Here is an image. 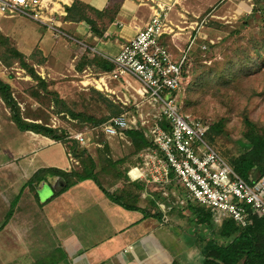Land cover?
Returning <instances> with one entry per match:
<instances>
[{
    "label": "crops",
    "instance_id": "0c3cea01",
    "mask_svg": "<svg viewBox=\"0 0 264 264\" xmlns=\"http://www.w3.org/2000/svg\"><path fill=\"white\" fill-rule=\"evenodd\" d=\"M156 2L171 6L168 19L175 32L166 34L163 42L173 51L189 46L195 50L213 38L222 39L206 24L197 29L193 25L209 16L201 18V11L207 8L199 5V0H45L54 16L53 27L25 17L0 16V31L26 57L35 50L41 53L45 59L35 64L55 69L52 72L67 67L75 72L88 66L112 69L110 59L149 21ZM73 4L76 8L71 14ZM8 115L0 96V131L12 129L15 138L14 143L0 138V264L201 263L203 238L199 229L193 239H186V230L178 233L171 229L189 222L184 217L185 208L193 203L180 204L186 192L179 183L168 185L167 195L143 184L137 209H126L113 201L91 179L55 195L63 185L58 183L59 177L48 174L33 191L26 184L38 170L56 167L69 171L67 150L59 144L66 156V163L59 164L49 150L57 145L54 139L33 131L36 137H25L24 130L11 118L9 121ZM112 141L107 142L110 147L118 145ZM120 186V182L112 183L108 190ZM175 210L180 218L170 216ZM176 243L177 250L173 247Z\"/></svg>",
    "mask_w": 264,
    "mask_h": 264
},
{
    "label": "built area",
    "instance_id": "2783aa9c",
    "mask_svg": "<svg viewBox=\"0 0 264 264\" xmlns=\"http://www.w3.org/2000/svg\"><path fill=\"white\" fill-rule=\"evenodd\" d=\"M47 9L45 0H0V16L25 17L53 27L54 16ZM170 9L156 2L149 21L110 59L112 69L88 66L74 74L82 90L94 88L119 105V114L100 125L81 123L77 129L72 126L77 119L53 114L47 125L66 130V141L88 151L104 146L101 137L129 146L127 131L144 128L155 146L135 155L136 162L127 171L130 181L143 182L164 195L168 185L179 183L186 192L181 205L191 201L208 208L218 224L232 219L246 226L251 215H264V173L251 183L245 181L207 140L209 123L184 110L192 47L179 49L175 55L163 42L166 34L175 32L168 19ZM205 23L201 19L193 25L197 29ZM209 44L215 43L210 40L201 49L206 51ZM67 157L69 170L79 166L74 150L67 148Z\"/></svg>",
    "mask_w": 264,
    "mask_h": 264
},
{
    "label": "trees",
    "instance_id": "16d2710c",
    "mask_svg": "<svg viewBox=\"0 0 264 264\" xmlns=\"http://www.w3.org/2000/svg\"><path fill=\"white\" fill-rule=\"evenodd\" d=\"M87 7V6H84ZM76 4H73L70 12L74 11ZM260 13V19L264 22V0H257L255 11ZM75 19L76 16H74ZM83 18V17H81ZM86 19V17H84ZM9 39L0 34V45L6 46V51L3 50L0 56L3 62L7 65L11 64V59L7 53L19 61L25 69L29 71L32 77L38 82L39 88L50 93L48 83L36 74L32 66L26 62V56L9 44ZM253 51L257 54L264 51V41L261 43L255 42ZM214 45L209 44L206 51L201 48L200 56L207 54L211 51ZM228 49V48H227ZM226 49V50H227ZM225 52V51H224ZM244 55V56H242ZM223 60H216L212 66L207 67L201 74L199 71L191 67L190 77H195L189 82L186 88L184 97V110L187 105L190 92H194L199 88V91L207 90L211 82H216L220 86H230L237 80V77L246 68H251L252 63H257L252 56L247 53L243 48H237L232 54L224 53ZM211 59V58H208ZM81 64L80 68L84 67ZM106 69H110L105 66ZM95 90V89H94ZM52 92V91H51ZM99 95L100 91L95 90ZM53 98L55 110L57 114L66 112L70 117L77 119L80 125L89 123L91 125H100L107 121L111 116L120 113L121 108L115 104L108 97H103L104 102L109 106V115L96 118L93 115H88L82 112H75L66 104V102L58 97L55 92ZM0 96L2 97L5 105L9 109L11 119L20 130H29L35 133L50 137L56 141L64 142L67 144L65 136L66 130H59L52 128L45 123H36L27 120L36 119L30 118L27 115V110H21L19 101L16 99L12 87L9 83L0 79ZM191 104V102H188ZM39 114L44 115L43 111L39 109ZM196 116V114L193 113ZM204 121H207L203 118ZM82 123V124H81ZM210 125L209 131L206 135L210 144H216L225 132V119L220 118L214 122H208ZM243 123L245 130L242 134L241 140H245L244 150L238 155L229 156L227 161L231 164L235 172L242 177L245 181H251L264 173V129L259 124L253 121L247 112H243ZM145 129H131L127 131V135L131 140V145L126 147L130 155L135 156L142 149L155 146L154 143L145 135ZM68 148L74 150L75 155L80 161V165L69 171L51 167L42 168L38 170L29 179L26 185L35 191L40 184L45 180L46 176L60 177L63 181V187L55 192V195L70 188L79 181L91 179L115 202L119 203L126 209H137L138 203L141 199L140 190L144 188L143 182H131L127 175V169L122 166L126 163L128 157L122 156L117 159L110 155L111 148L106 145L101 149L94 152L87 149L79 148L72 141L68 140ZM96 153V154H95ZM136 160L132 162L134 164ZM130 164V165H132ZM109 184L121 183V186L113 191L108 190L109 186L103 184V179ZM161 193V192H159ZM159 197L161 196L158 194ZM155 204V200H151ZM185 209H188L193 215V220L202 228H206L211 232L212 236L209 239H202V261L200 264H264V215L255 213L251 215V222L246 226L237 224L232 219L224 220L221 224L215 223L211 211L201 205L188 203Z\"/></svg>",
    "mask_w": 264,
    "mask_h": 264
},
{
    "label": "rangeland",
    "instance_id": "374dc122",
    "mask_svg": "<svg viewBox=\"0 0 264 264\" xmlns=\"http://www.w3.org/2000/svg\"><path fill=\"white\" fill-rule=\"evenodd\" d=\"M200 4L205 5V8H207L201 11V18L209 15L208 20L207 17L203 18L207 28L212 30L214 36L219 34L223 37L221 36L222 39L220 41L215 38L212 39L215 44L207 54L200 56L199 48L191 50L190 70L193 67L199 71L198 74H201L207 67L212 66L216 60H223L224 53L232 54L239 47L247 50V53L257 62L252 63L251 68H246L240 73L237 80L231 83L230 86H220L216 82H211L207 90L197 92L198 88L194 92H190L187 105L185 106V109L190 113H194L196 116L204 118L211 123L220 118L225 119V132L218 138L217 143L212 146L220 154L222 153L228 158L229 156L238 155L244 150L242 147L245 145V140H241L245 130L243 112L246 111L250 118L264 129V51L258 54L253 51L254 40L259 43L264 41V22L260 19V13L254 12L257 0H199ZM212 15L215 17H211ZM0 34L5 38L7 37L1 31ZM7 38L10 40L9 37ZM9 44L15 48L13 40H10ZM6 49V46L0 45V56L3 50L6 51ZM173 53L178 55L179 51H173ZM7 56L11 59L10 65L5 64L0 57V79L10 84L16 99L19 101L22 112L26 109L30 118H36L35 120H39L41 123H50L51 116L56 113L54 112L55 105L53 101L55 95L52 92L62 98L71 110L75 112L93 115L96 118L109 115V106L103 100V97L106 96L101 92V95H99L94 88L88 91L82 90L79 78L73 75L75 71L74 69L71 70V67L60 68L58 71L52 72L55 69L46 68L44 64L42 66L35 64L45 59L38 51L35 50L30 56L26 57L28 58L26 62L33 67L36 74L48 83V88L52 91L48 93L39 88L38 82L35 81L27 69L19 64L17 59L8 53ZM193 78L195 77L192 75L190 81ZM188 102H191V104H188ZM39 109L43 111L44 115L38 113ZM8 112L11 114L9 109ZM10 118V115H8V120L12 121ZM61 120L62 122H67V119L63 118V116H61ZM72 126L77 129L81 125L77 121ZM11 130L4 129L0 131L1 140L14 143L15 138H13ZM23 135L25 137H36L29 130H24ZM54 141L57 145H53L49 150L56 157L54 159L59 164H65L66 156L62 146L67 150L69 141L67 140V144ZM100 142L104 143V146L105 144H110L107 143L108 141L105 137H101ZM112 142L116 143L117 140ZM117 144L119 146L114 144L110 147V155L115 158L128 157L126 163L122 166L123 169H127L135 160V156L130 155L121 142ZM103 147L100 148L102 149ZM98 149V147H93L90 151L94 152ZM60 182L62 183L63 181L59 177L58 183L60 184ZM103 184L106 187L109 186L105 182V178L103 179ZM185 211H187V214L185 213L184 217L189 219V222L185 225L181 224L180 227L174 226L175 230L173 227L171 229L178 233L181 229L186 230V239H193L198 229V234L202 238H211V232L200 226L198 228L193 222L191 212L188 209ZM178 212L175 210V212L170 213V216L174 215L180 218ZM186 239H181V242L184 243ZM177 243L173 244L175 250H177Z\"/></svg>",
    "mask_w": 264,
    "mask_h": 264
},
{
    "label": "bare ground",
    "instance_id": "6f19581e",
    "mask_svg": "<svg viewBox=\"0 0 264 264\" xmlns=\"http://www.w3.org/2000/svg\"><path fill=\"white\" fill-rule=\"evenodd\" d=\"M217 41H219V40H217Z\"/></svg>",
    "mask_w": 264,
    "mask_h": 264
}]
</instances>
